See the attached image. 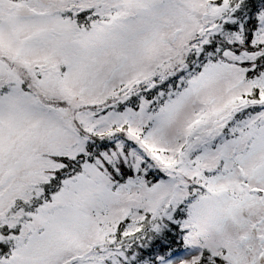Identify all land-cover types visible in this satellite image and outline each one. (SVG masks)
Returning <instances> with one entry per match:
<instances>
[{"label":"snow or ice","instance_id":"snow-or-ice-1","mask_svg":"<svg viewBox=\"0 0 264 264\" xmlns=\"http://www.w3.org/2000/svg\"><path fill=\"white\" fill-rule=\"evenodd\" d=\"M0 264H264V0H0Z\"/></svg>","mask_w":264,"mask_h":264},{"label":"trees","instance_id":"trees-1","mask_svg":"<svg viewBox=\"0 0 264 264\" xmlns=\"http://www.w3.org/2000/svg\"><path fill=\"white\" fill-rule=\"evenodd\" d=\"M149 179H151V177H149ZM175 247V246H174Z\"/></svg>","mask_w":264,"mask_h":264}]
</instances>
